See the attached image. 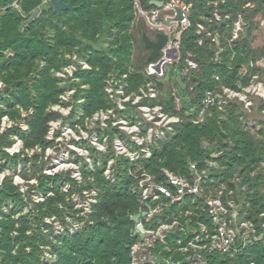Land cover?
I'll list each match as a JSON object with an SVG mask.
<instances>
[{
	"label": "trees",
	"instance_id": "trees-1",
	"mask_svg": "<svg viewBox=\"0 0 264 264\" xmlns=\"http://www.w3.org/2000/svg\"><path fill=\"white\" fill-rule=\"evenodd\" d=\"M63 1L72 2L76 9L65 10L59 15L50 0H0V80L3 82L0 90V172L9 164L17 168V162L21 160L26 165L32 164L31 172L23 171L24 179L30 181L36 177L39 183L22 192L9 175L0 185V264H131V249L141 240V235L135 232L137 222L132 220L138 213L145 228L156 229L157 222L163 220L170 223L178 220L185 226L184 231H171L168 238L171 250L164 252L166 258L173 257L183 263L186 255L178 249V241L189 246L193 229H197V222L205 216H200L195 205L192 206L195 213L191 216L185 213L189 205L183 208L174 205L169 211L155 216L154 222H146V216L140 210L147 207L140 194L132 191L137 180L129 174V168L137 166L159 181H165V170L190 177L191 163H197L198 168L203 169L214 161L219 169L213 170L215 183L208 186L204 197L225 185L224 195L233 190L240 194L239 198L245 196L252 201L248 217L260 227L264 221L260 217L264 211V194L260 193L264 190V101L255 98L250 114L234 100L222 110L212 108L211 115L201 123L194 119L200 113L207 89L219 85L238 90L247 86L256 74L264 80V67L251 66L264 58V47L251 45L256 22L250 21L259 11H264V0H236L223 6L224 11L230 8L233 19L239 13L244 14L246 25L243 34L232 41L231 29L226 24L210 25V30L218 29L221 34L218 45L212 42L214 34L197 35V24L203 22L200 12L213 18L214 8L205 0L196 3L192 25L182 36L180 64L170 66L163 77L145 73L151 62L148 61L151 50L145 45L144 34L156 40L158 31L148 33L147 28H151L145 17L139 14V20L136 19L134 0ZM151 1L139 0L143 10L155 8ZM247 2L255 3L256 8L244 9ZM115 30V42L107 43ZM76 45L80 46L78 50ZM135 49L141 55L133 59L131 55ZM76 50L81 58L89 56V61L98 68L95 75L98 78L92 80L91 88H81L78 82L67 79L70 80L69 87L77 88L73 97L76 100L74 110L81 107L77 103L79 93L86 96L85 116L90 117L94 110L107 106L101 92L103 81L107 74L121 72L132 73L131 79L136 80V85L154 81L159 92L154 99H145V103L161 107L165 114L180 119L165 139L153 144L150 158L143 157L132 165L130 160L117 157L111 150L102 155L104 162L96 165L93 171L88 170V166L82 167L85 170L81 184L72 180L69 172L39 174L41 166L47 163L46 149L52 145L47 138L50 122L69 118L52 110V106L61 101L59 79L52 72L68 66L66 54ZM189 56L197 67L185 75L187 64L184 61ZM131 69L133 71L129 72ZM215 75L219 80L214 78ZM131 79L128 74V81ZM175 89L181 100L180 108L175 106ZM71 104V101L64 103L65 106ZM5 116L12 126L2 130ZM249 117L256 126L245 124ZM85 118L81 124H86ZM22 121L26 122L27 130L21 127ZM16 137L23 141V150L11 155L7 149L13 146ZM96 152H92V159ZM214 153L219 156L214 158ZM109 157L117 159L114 181L107 180L103 173L105 160ZM63 179L71 184L70 191L64 190V186L56 191L52 187L55 194L46 196L44 201H34L33 190L48 191L46 188L52 180ZM89 188L98 191L97 202L91 213L82 215L70 197L76 193L83 198V191ZM9 201L12 206L8 205ZM199 203L203 206V200L197 199L196 205ZM190 218L194 221L192 227L187 223ZM55 222L62 226L60 233L55 229ZM74 222L79 228L72 226ZM202 255L207 264H264V244L247 247L235 256Z\"/></svg>",
	"mask_w": 264,
	"mask_h": 264
},
{
	"label": "built area",
	"instance_id": "built-area-1",
	"mask_svg": "<svg viewBox=\"0 0 264 264\" xmlns=\"http://www.w3.org/2000/svg\"><path fill=\"white\" fill-rule=\"evenodd\" d=\"M135 1L140 16L145 17L147 21L146 24L152 30L158 31V34L165 33L168 35V41L161 48L160 56L155 61L149 63L145 70L147 76L157 75L163 77L170 66L180 64L182 58V36L192 25L191 17L196 3L202 2V0H167V2H164L163 7L151 10H143L139 0ZM205 1L208 6L214 8L213 18L203 17V22L197 24V35L203 36V34H206L211 36V34H214L212 42L218 45L221 34L218 29L212 31L209 27L212 24L216 25V23L221 22L231 29L230 41L238 39L240 37L239 32L246 25L244 14L239 13L233 19L230 8L225 10L227 11L226 13L222 10L223 6L230 5L236 0ZM254 8H256L255 3L247 2L244 5V9ZM177 10H180L182 13V17L179 20L175 19ZM255 17L257 19L260 18V22L264 24V11H259ZM199 43H201V40H199ZM190 57H186L184 61L187 64L185 75H187L190 69L197 67L196 62L190 59ZM78 62L82 68H85L86 60ZM263 64L261 61L253 63L251 66ZM69 66H66V70ZM71 67V70H73L75 67L73 63ZM67 71V75L69 76L67 79H72L73 71ZM58 77L62 79L63 75L59 74ZM214 78L219 80L218 75H215ZM73 81L77 82L78 79L74 78ZM2 87L3 82L0 80V90ZM127 87H129L127 75L121 78L117 76L111 77L107 81V92H109L111 98H114L118 106V112H115L114 116L111 110H100L95 112L91 117L85 116L87 106L84 105L86 101L84 93H79V99H77V103L81 107L78 110H74L73 104L76 103V100H73V97L77 93V88L70 87L72 92L66 95L67 98L64 96L60 97V103L52 106V110L60 112L69 118L65 121L60 119L51 121L49 124L47 138L52 141V145L46 149L45 160L48 154L53 157V163L44 168V174L56 175L69 172L70 178L81 184L84 181L82 167L88 166V170L93 171L96 165L102 164V155H106L111 150H113L117 157L121 156L130 160L132 165H135L143 157L150 158L152 156L151 147L153 144L158 140L165 139L167 134L173 130L174 125L180 122V119L176 115L165 114L161 107H154L148 104V106H140L143 98L154 99L157 96L158 90L154 84H147L145 91L135 96L131 94L128 96L125 93ZM174 95L176 96V93ZM255 98L264 101V80L258 74L252 76L250 83L242 90L219 85L213 89H207L202 98L200 113L194 121L197 123L203 122L206 116L211 115L212 108L222 110L224 106L234 100L239 101L243 105L245 112L250 114L252 113L251 109L254 106ZM176 100H179L177 96ZM69 101L72 104L65 106L64 103ZM132 106H140L144 118L148 120L146 122L151 123L150 129H145L143 132L145 138L143 137L142 142H139L137 139V133L139 132L135 123L137 117L132 119L133 121L129 124L122 116L128 108L132 109ZM84 118L85 125L80 123ZM2 124V130L5 127L12 126V122L7 116L2 119ZM245 124L252 127L256 126L250 120ZM21 127L27 130L28 127L25 121L21 123ZM110 127L113 130V134L110 133ZM117 130L120 132L118 133ZM128 135L131 137L132 144H130V141L124 139ZM153 137L156 138L154 142ZM15 143L20 144L18 137L15 138ZM10 149L8 148L7 151L11 152ZM49 149L52 151L51 154L48 152ZM64 151H67V153H64ZM95 151L97 152L92 159V152ZM20 152L19 149L15 151V153ZM98 156H100L99 159ZM212 156L217 158L219 154L214 153ZM116 160V157H109L105 160L106 168L103 173L109 181L116 179ZM18 167L23 168L21 164ZM216 169H219V167L214 161H210L208 166L203 169H199L197 163H191L190 177L165 170V181H159L156 176L144 171L141 166L129 168V174L137 180V186L133 187L132 191L140 194L141 201L147 207L144 211L140 210L141 213H145L146 222H154L155 216L169 211L174 205L182 208L189 205L190 207L185 211L187 216L194 215L195 207L192 208V206L195 205L196 209H199L201 212L200 216H205L204 220L197 222V229H193V237L188 242L189 246H183V241H178V245L180 246L178 249L186 255L183 263L180 260H174L173 257L166 258L164 252L168 250L170 252L171 250L168 244L171 231H184L185 226L181 225L178 220L171 223L163 220L162 222H157L158 226L156 229L152 227L145 228L144 221L139 218L137 225H141L145 231L143 234L138 232L141 235V240L131 249V264H207L208 261L203 257L202 253L235 256L247 247L264 244V221L259 227L254 223L253 219L248 217L249 210L252 209L250 207L252 201H248L245 196L239 198L240 194H235L233 190H230L228 195H224V191L227 188L225 185H222L221 190L215 193L210 192L207 198L204 197L208 186L215 183L212 172ZM140 170L142 171L139 172ZM19 174L20 172L17 173L14 180L17 178L16 183L22 185ZM9 175L7 172L0 173V185ZM63 180L66 181V179ZM63 185L64 190H71L70 183L67 184L66 182ZM21 191L23 192L22 189ZM260 193L263 195L264 190ZM83 195L82 198L79 194L73 193L70 197L75 204V208L81 211L80 214L82 215L92 212L93 204L97 202L98 191L94 188H89L83 191ZM225 196H227V199H224ZM197 199L203 200V206L200 203L196 205ZM34 201H36L35 196ZM260 217L264 218V211H261ZM67 220L71 221V218L68 217ZM47 221L51 222L50 219H47ZM187 223L188 227L194 226L192 218ZM55 227L57 232H59V229H62L59 222H55Z\"/></svg>",
	"mask_w": 264,
	"mask_h": 264
},
{
	"label": "rangeland",
	"instance_id": "rangeland-1",
	"mask_svg": "<svg viewBox=\"0 0 264 264\" xmlns=\"http://www.w3.org/2000/svg\"><path fill=\"white\" fill-rule=\"evenodd\" d=\"M136 1L134 0V9H135V14H136V19H138V17H137V15H139V12H138V8H137V6H136ZM139 20V19H138ZM103 28H101L100 29V31L102 30ZM153 31L152 29H148L147 28V31H148V33H151V31ZM254 32V34H255V37H254V39H253V45H254V47H256V48H261V47H263L264 46V27H262V26H259V28H258V30L256 31V30H254L253 31ZM117 33V30H115L114 31V34H113V36L112 37H109V38H107V40H106V42L107 43H109L110 44V42H115V40H116V37H115V34ZM117 35V34H116ZM120 37V36H119ZM57 42V39L54 41V43H56ZM80 48V46L79 45H76V48L75 49H79ZM74 51V52H71V53H67L66 54V58H67V61H68V63H69V67H68V69L67 70H70V72L71 71H73V78L72 79H74V78H77L78 79V83L79 84H81V87H83V88H91L93 85H92V80L93 79H97L98 78V76H96L95 77V75H96V69H98L93 63H91L90 61H89V56H86L85 58H81V55H80V53L78 52V51ZM90 52V51H89ZM89 55V54H88ZM141 55V53H139L138 52V50L137 49H135V53L133 54V55H131V58H133V59H136V57H138V56H140ZM84 60H87V63L84 65L85 66V68H82V66L80 65L79 66V62L78 61H84ZM67 63V64H68ZM72 63L74 64V69L76 68V70H71V66H72ZM66 68L67 67H65V66H63L62 68H60V69H58V70H54L53 72H52V75L53 76H55L56 78H58L59 79V84H60V97H65V98H67L66 97V95H68L70 92H72V90H70V87H69V85H68V83L70 82V80H67V78L69 77L68 75H67V70H66ZM79 69V70H78ZM67 71V72H66ZM131 71H133L132 69L129 71V72H131ZM99 72V71H98ZM79 73V74H78ZM59 74H61V75H63V78L61 79V77L59 78L58 76H59ZM129 74V76H130V79H131V75H132V73H128ZM128 74L127 73H121V72H118V73H109V74H107L106 75V77H105V79H104V87H103V91H101L102 93H103V99L105 98V102H106V105L107 106H105V107H100V108H98V109H96V110H94V112H92V114H91V116H93L94 115V113L95 112H97V111H100V110H111V111H113V116H114V113L116 112H118V106L116 105V101L114 100V98H111V95L109 94V92H107V81L111 78V77H115V76H117L118 78H121L122 76H124V75H127V77H128ZM115 75V76H114ZM159 77V76H158ZM71 79V80H72ZM89 80H90V82H89ZM149 83H152V84H154V81H149V82H147L146 83V85L147 84H149ZM137 84V82H136V80L134 79H131L130 81H129V87H127L126 89H125V93L129 96L130 94L132 95V96H135V95H137V94H140L142 91H145V87H146V85L145 84H139V85H136ZM139 87V88H135V87ZM135 88V89H134ZM174 89V88H173ZM172 89V90H173ZM158 90V89H157ZM158 92H159V90H158ZM174 92L177 94V91H176V89L173 91V95H174ZM66 93V94H65ZM127 99V98H126ZM146 100H145V98H143L142 100H141V102H140V106H144V105H146V106H148L146 103ZM59 103H60V101H59ZM70 106V105H69ZM87 106V105H86ZM140 106H137V107H133L132 106V109L131 108H128L127 109V111H125L123 114H122V116H123V118L124 119H126L128 122H129V124H130V122L131 121H133L132 119H135V117H137V119H135V123L137 124V127H138V129H139V132L137 133V139H138V141L139 142H142V140H143V137L145 138V136L143 135V132H144V130L145 129H147V130H149L150 129V125H151V123L149 124L148 122H146V121H148V120H146L145 118H144V116H143V114H142V111H141V109H140ZM175 106H176V108H180L181 107V100L179 99V100H175ZM158 107V106H157ZM87 109V108H86ZM90 116V117H91ZM144 118V119H143ZM123 119V120H124ZM252 118L251 117H249V120H251ZM248 121V120H247ZM24 121H22L21 123H23ZM20 123V124H21ZM3 127V124L1 123V128ZM11 127V126H10ZM7 128H9V127H5L4 129H7ZM110 133L111 134H113V130L111 129V127H110ZM142 134V135H141ZM123 136H125V134H123ZM126 141L128 140V141H130L131 142V137L128 135L127 137H125L124 138ZM155 137H153V142L155 141ZM146 141H147V139H145ZM130 144H132V142L130 143ZM11 148V149H10ZM9 149H10V151L11 152H14V153H11V152H9L11 155H15V154H19V153H15V151H17L18 149L22 152V150H23V141L22 140H20V144H14V146L12 147H10ZM48 152L51 154L52 153V151L49 149L48 150ZM64 153H67V151H64ZM33 154V152H31V155ZM100 158V156H98V159ZM108 159V158H107ZM47 163L45 164V166H41V169H40V172H39V174H42V173H44V168L46 167V166H49V165H51L52 163H53V157L52 156H50V155H48L47 154V156H46V160H45ZM104 161L102 160V163H103ZM18 165L19 164H21L22 166H23V168H19V167H15V166H12L11 164H9V165H7V168L4 170V171H2V172H0V173H3V172H7V173H9L11 176H13V182H14V184L15 185H18L20 188V191H21V189L23 190V192H25V191H27L28 189H29V186L30 185H32V184H34V185H38L39 183H38V180H37V178L36 177H33L30 181H26L25 179H24V177L22 176V174L27 170V171H29V172H31V169H32V164H28V165H26V164H24V163H22V161L21 160H19L18 162ZM26 166V167H25ZM88 169V168H87ZM85 169H82V171H84ZM24 171V172H23ZM18 172H20V174H19V177H20V179H21V182H22V185H20L19 183H16L17 182V178L14 180V177L17 175V173ZM66 183V181L65 180H62V181H55V180H52L51 181V184L49 185V187H47L46 189H48V191H41V190H39L38 188L37 189H35V190H33V192H34V196H35V200L36 201H38V200H41V201H44L45 200V198H46V196H49V195H52V194H55V191L56 190H58L59 189V187L60 186H64L63 184H65ZM67 184H69L68 182H67ZM52 187H55L54 189H55V191H53L52 189H50V188H52ZM58 187V188H57ZM8 205L9 206H12L13 204H11V202L9 201L8 202ZM77 225V222H74V223H72V226L74 227V226H76ZM76 228H78V226L76 227ZM59 232H57V233H60L61 231H62V229H59L58 230ZM73 231V230H72Z\"/></svg>",
	"mask_w": 264,
	"mask_h": 264
},
{
	"label": "water",
	"instance_id": "water-1",
	"mask_svg": "<svg viewBox=\"0 0 264 264\" xmlns=\"http://www.w3.org/2000/svg\"><path fill=\"white\" fill-rule=\"evenodd\" d=\"M53 10L57 14H61L65 10L74 11L76 7L72 4V2H64L63 0H50ZM151 3L157 7H163L164 2L163 1H157L152 0ZM182 17V13L180 10H177L176 20H179ZM144 41L147 48L151 50L150 56L148 58V61L154 60L156 57H158L161 53V48L167 43L168 41V35L165 33H159L156 40H152L148 37V35L144 34ZM145 215V213H143ZM141 217V214L138 213L135 216L132 217V220L135 222H139V218ZM144 228L141 225H137L136 233L141 232L144 233Z\"/></svg>",
	"mask_w": 264,
	"mask_h": 264
},
{
	"label": "crops",
	"instance_id": "crops-1",
	"mask_svg": "<svg viewBox=\"0 0 264 264\" xmlns=\"http://www.w3.org/2000/svg\"><path fill=\"white\" fill-rule=\"evenodd\" d=\"M202 15H201V19L203 20V17H205L204 16V14L202 13V12H200ZM250 21H253V22H256V27H255V29L254 30H258V28H259V26H262V27H264V24H262L261 22H260V18H258L257 19V17H253L252 19L250 18ZM243 34V33H242ZM253 39H254V37H255V34H254V32L252 33V36H251ZM253 39H252V46L254 47V45H253ZM264 47V46H263ZM254 48H256V47H254ZM262 48V47H261ZM262 61V63H264V58L263 59H261V60H258L257 62H261ZM259 67H264V64L263 65H260ZM243 87H245V86H243Z\"/></svg>",
	"mask_w": 264,
	"mask_h": 264
},
{
	"label": "bare ground",
	"instance_id": "bare-ground-1",
	"mask_svg": "<svg viewBox=\"0 0 264 264\" xmlns=\"http://www.w3.org/2000/svg\"><path fill=\"white\" fill-rule=\"evenodd\" d=\"M155 8H160V7H157V6H155ZM155 8H152V9H155ZM245 29V28H244ZM244 29L242 30V31H240L239 32V35L241 36V34L244 32ZM161 54V53H160ZM160 56V55H159ZM158 56V57H159ZM158 57H156L154 60H152L151 62H153V61H155ZM150 62V63H151ZM149 65V64H148ZM147 68V67H146ZM155 76H157V75H155ZM245 87H247V86H245ZM245 87H243V86H241V87H239V89L238 90H242V89H244Z\"/></svg>",
	"mask_w": 264,
	"mask_h": 264
}]
</instances>
